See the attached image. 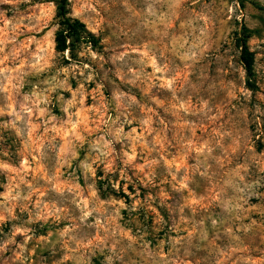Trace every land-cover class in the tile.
Instances as JSON below:
<instances>
[{"label": "rangeland", "instance_id": "obj_1", "mask_svg": "<svg viewBox=\"0 0 264 264\" xmlns=\"http://www.w3.org/2000/svg\"><path fill=\"white\" fill-rule=\"evenodd\" d=\"M59 1L0 0V264H264V0H68L64 52Z\"/></svg>", "mask_w": 264, "mask_h": 264}, {"label": "trees", "instance_id": "obj_2", "mask_svg": "<svg viewBox=\"0 0 264 264\" xmlns=\"http://www.w3.org/2000/svg\"><path fill=\"white\" fill-rule=\"evenodd\" d=\"M58 18L61 20V26L63 32H61L56 39L57 50L64 52L67 49L66 40L63 37V34L69 35L71 38L80 39L82 33L86 32L85 25L80 23L77 20H73L68 17V0H60L58 2ZM250 39V31L244 28L242 33H237L235 42L240 49L241 56L240 62L244 68L247 75V86L251 89H255V84L253 81V70L255 63V54L250 50L248 46V40Z\"/></svg>", "mask_w": 264, "mask_h": 264}, {"label": "clouds", "instance_id": "obj_3", "mask_svg": "<svg viewBox=\"0 0 264 264\" xmlns=\"http://www.w3.org/2000/svg\"><path fill=\"white\" fill-rule=\"evenodd\" d=\"M45 83H47V81H45ZM49 91H51V89H49Z\"/></svg>", "mask_w": 264, "mask_h": 264}]
</instances>
